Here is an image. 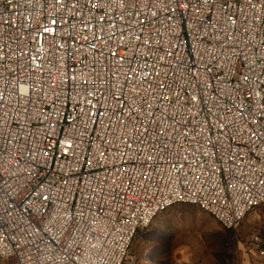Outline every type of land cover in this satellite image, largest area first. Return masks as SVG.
Returning <instances> with one entry per match:
<instances>
[{
	"label": "built area",
	"instance_id": "built-area-1",
	"mask_svg": "<svg viewBox=\"0 0 264 264\" xmlns=\"http://www.w3.org/2000/svg\"><path fill=\"white\" fill-rule=\"evenodd\" d=\"M177 203H264V0H0L1 264H123Z\"/></svg>",
	"mask_w": 264,
	"mask_h": 264
},
{
	"label": "rangeland",
	"instance_id": "rangeland-1",
	"mask_svg": "<svg viewBox=\"0 0 264 264\" xmlns=\"http://www.w3.org/2000/svg\"><path fill=\"white\" fill-rule=\"evenodd\" d=\"M160 229L169 232L164 233L163 241L158 238ZM254 237L264 244V203L233 231L225 230L198 205L177 203L138 232L123 264H244L245 251ZM250 260L255 264L264 258L251 256Z\"/></svg>",
	"mask_w": 264,
	"mask_h": 264
},
{
	"label": "crops",
	"instance_id": "crops-1",
	"mask_svg": "<svg viewBox=\"0 0 264 264\" xmlns=\"http://www.w3.org/2000/svg\"><path fill=\"white\" fill-rule=\"evenodd\" d=\"M167 210H168V209H167ZM164 212H165V211H164ZM161 214H162V213H161ZM158 216H159V215H158ZM158 216H157V217H158ZM158 231H162V232H160V234H159V236H158L159 240H160V239H164V237H165V234H164V233L168 232V231H166V229H160V230H158ZM163 231H165V232H163ZM232 231H233V230H232ZM168 233H169V232H168ZM168 235H169V234H168ZM160 241H163V240H160ZM261 248L264 249V244H263V243H262V245H261ZM245 254L247 255V258H246V261H244V264H250V262L252 261V260H250V257H251V256H258L259 258H264V254H263V255H260L256 249H254V248H252V247L250 246V244L248 245V247H247V251H245ZM252 262H254V261H252ZM204 264H217V263H215L214 261H213L212 263H210L209 261H205ZM218 264H220V263H218ZM255 264H264V260L260 261L259 263L257 262V263H255Z\"/></svg>",
	"mask_w": 264,
	"mask_h": 264
}]
</instances>
